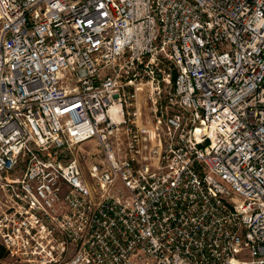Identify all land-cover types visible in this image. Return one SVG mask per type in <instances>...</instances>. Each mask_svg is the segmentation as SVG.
Returning <instances> with one entry per match:
<instances>
[{
    "label": "built area",
    "instance_id": "obj_1",
    "mask_svg": "<svg viewBox=\"0 0 264 264\" xmlns=\"http://www.w3.org/2000/svg\"><path fill=\"white\" fill-rule=\"evenodd\" d=\"M0 243L264 264V0H0Z\"/></svg>",
    "mask_w": 264,
    "mask_h": 264
},
{
    "label": "rangeland",
    "instance_id": "obj_2",
    "mask_svg": "<svg viewBox=\"0 0 264 264\" xmlns=\"http://www.w3.org/2000/svg\"><path fill=\"white\" fill-rule=\"evenodd\" d=\"M93 146H94V143L90 141V142L83 145V147H82L83 151H75V154L77 156L80 155L82 158V155L85 154L86 151L93 152ZM1 264H15V262L10 257H6V258L1 260Z\"/></svg>",
    "mask_w": 264,
    "mask_h": 264
},
{
    "label": "trees",
    "instance_id": "obj_3",
    "mask_svg": "<svg viewBox=\"0 0 264 264\" xmlns=\"http://www.w3.org/2000/svg\"><path fill=\"white\" fill-rule=\"evenodd\" d=\"M8 257V252L6 251L5 247L0 243V264L1 260Z\"/></svg>",
    "mask_w": 264,
    "mask_h": 264
}]
</instances>
